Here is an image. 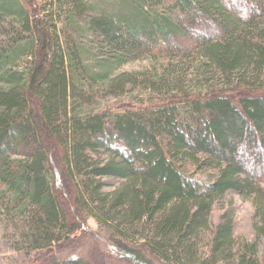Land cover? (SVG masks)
<instances>
[{"label":"trees","instance_id":"obj_1","mask_svg":"<svg viewBox=\"0 0 264 264\" xmlns=\"http://www.w3.org/2000/svg\"><path fill=\"white\" fill-rule=\"evenodd\" d=\"M173 3L165 16L142 0L96 14L82 0H0V32L14 36L0 48V200L25 229L28 263L100 264L62 254L89 212L127 264H264V0ZM85 30L104 54L92 61L69 35ZM158 57L143 73L149 102L79 108L82 81L124 92L132 75L116 69ZM229 193L252 201L256 238L238 240L228 211L203 253Z\"/></svg>","mask_w":264,"mask_h":264},{"label":"rangeland","instance_id":"obj_2","mask_svg":"<svg viewBox=\"0 0 264 264\" xmlns=\"http://www.w3.org/2000/svg\"><path fill=\"white\" fill-rule=\"evenodd\" d=\"M40 1V0H38ZM66 1V0H61ZM120 0H82L84 4H92L91 13L96 14L103 10L116 11ZM146 1L147 7L153 11H157L165 16H171L175 12L173 0H142ZM91 7V6H90ZM49 8V6H47ZM55 9V7H53ZM60 24V23H59ZM61 27V24H60ZM70 33L72 36L73 45L75 48L84 47V52L87 55L86 61H92V57H101L103 51L96 43L97 37L95 32L85 30L77 31V34ZM14 40L12 33L7 31L0 32V48L6 46ZM81 60V58H80ZM162 64H166L163 57L155 59H141L131 61L116 69L114 74L127 73L132 75V81L127 84L124 92L115 91L112 88V83L109 81H98L92 83L82 81L83 86H80V93L76 95L77 104L82 111H98L100 109L115 106L127 102H149L151 98L158 94L150 91L142 83L143 73L154 75L155 69H159ZM25 60H19L16 64V69L24 68ZM138 78H137V77ZM92 83V84H90ZM185 168L193 173L202 181H211L216 176V171H197L187 163ZM105 189L110 191L120 186L119 179L104 178ZM264 186V182H263ZM62 200L66 206L67 212L71 218L76 219V213L72 205L71 194L68 190L63 191ZM234 213V234L238 240L254 241L256 234L253 228L254 222V206L249 199L229 193L222 199L218 200L212 210L210 217V230L202 235L200 248L203 253H207L210 248L212 239V230L219 223L221 216L225 212ZM85 221L83 223L84 232L82 237L75 244L66 245L62 249L64 256H83L87 259L97 261L100 264H127L114 251L113 244L109 241V231L105 226H102L89 212L84 214ZM14 217V211L10 212L0 200V264H31L27 262L24 247L23 231L21 224ZM260 255L264 261V249L261 247Z\"/></svg>","mask_w":264,"mask_h":264}]
</instances>
